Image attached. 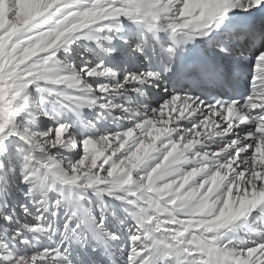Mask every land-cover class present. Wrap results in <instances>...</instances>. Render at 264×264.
<instances>
[{"label": "snow or ice", "instance_id": "obj_1", "mask_svg": "<svg viewBox=\"0 0 264 264\" xmlns=\"http://www.w3.org/2000/svg\"><path fill=\"white\" fill-rule=\"evenodd\" d=\"M0 264H264V0H0Z\"/></svg>", "mask_w": 264, "mask_h": 264}]
</instances>
